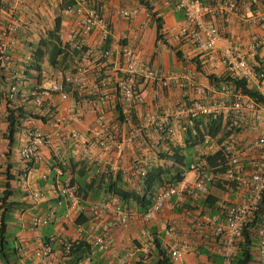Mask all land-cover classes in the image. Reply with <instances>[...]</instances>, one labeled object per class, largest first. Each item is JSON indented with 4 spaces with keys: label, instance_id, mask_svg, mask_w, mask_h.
<instances>
[{
    "label": "crops",
    "instance_id": "1",
    "mask_svg": "<svg viewBox=\"0 0 264 264\" xmlns=\"http://www.w3.org/2000/svg\"><path fill=\"white\" fill-rule=\"evenodd\" d=\"M9 0H0V26L15 25V30L9 38L13 39L15 45L11 51V63L8 67L0 70V196L6 175L13 177L10 181L13 195L11 200L17 203L16 208L11 212L8 222V240L13 243L15 248L14 264H46L44 260L35 255V251L43 244L52 245L56 257V264H72L70 259L63 255L62 245L64 240H72L84 237V233L78 232V226L84 230L90 226L99 227L102 222H110L122 211L131 214V218L126 225L112 228L105 233L108 247L100 252V259L104 264H117L113 255L114 250L121 245L128 247L139 246L145 249L146 237L142 234L145 229L154 238L162 241L163 245L176 246L183 253L181 264H217L219 256L213 249V243L205 241L204 234L209 231L204 225L201 229H196V222L210 217H216L219 212L216 208L217 203L233 202L236 200V193L229 187L220 188L217 182L209 184V192L206 197L194 199L185 195L181 201L175 197L155 215L150 222L142 220V213H138L133 203L123 204L114 196L104 193L103 186L98 184L96 189L88 194L86 200L81 203L77 210H69L66 198L60 195L59 187L70 183L71 179H86L90 181L96 173L104 168L110 172H119L128 186H133L138 178L131 172L133 166L142 168L150 167L158 162L155 148L159 150H169L170 145L164 137L166 135H153L151 131L146 133L138 143L132 147H127L122 151H116L112 147L106 146L100 151L99 156L95 155L92 160H86L75 141L68 138L59 139L54 136V131L58 130V117L68 112H75L80 120L69 126H64L60 133L66 135L69 129L74 128L81 134L90 131L97 120H102L111 127H117L121 134L129 129L120 120L122 106L118 102L119 94L114 83V76L106 90L112 95V100L101 103L90 92V78L100 74H113V67L116 58L107 60L106 65L91 61L87 66V83L84 88H69L68 99L50 94L48 88L51 83L59 81L66 73L72 72L70 60L64 62L60 59L56 65L50 68L43 64V56L40 54L41 73L25 62L32 54V45L37 43L40 38H46L47 33L55 23V17L60 15L59 35L69 48L75 42L81 40L85 51L89 55L97 54L98 32L92 31L87 34L80 32V17L74 13H67L60 8L62 0H27L26 5L20 8L12 17L9 13ZM73 6L83 2L86 8H93L103 14L110 23L109 44L117 48L121 44H129L133 47L136 56L143 63L150 64L155 70L161 72H176L186 77V86L180 87L173 85L170 88H161L155 77L141 78L140 88L144 97V103L139 107V119L145 115H157L167 110H171L180 104L190 103L200 99L196 92V87H207L218 84L209 81L208 75L216 76L227 73L237 75V72L222 61V55L228 46H238L254 63L264 58V29L254 25H249L251 30V40L246 41L235 17L230 16L228 20L221 24V34L225 39L217 42L215 49L210 51H200L190 41L177 37V28L182 21L183 13L175 10L170 0H149L153 10L164 18L162 28L163 39H156L155 23L149 12L138 2V0H72ZM129 5V6H127ZM138 7L139 13L136 17L125 19L120 14L122 9ZM158 50L149 51L147 41L152 39ZM234 37V39H233ZM230 39H233L232 41ZM35 40V41H34ZM124 42V43H123ZM259 43L258 50L252 52L251 44ZM159 46V45H158ZM169 46L179 51L183 59H179L175 51ZM34 47V46H33ZM29 51V52H28ZM29 53V55H28ZM195 58L194 60H192ZM60 75H58V74ZM16 75V79L13 78ZM58 76V79L56 78ZM222 83V82H220ZM17 87V96L11 101V107H19L23 112L24 118L18 124L15 132L10 138L6 134V108L7 92L11 85ZM45 91L43 101L37 104L33 101L34 94ZM33 96V97H32ZM119 103V105H118ZM123 114V113H122ZM138 120V119H136ZM169 125L173 129L170 135L173 147H184L183 136L187 129L185 121L171 119ZM36 127L45 134L51 135L49 143L40 147L38 157L31 161L21 159L19 151L27 138V129ZM194 134V129H191ZM179 134V136H177ZM242 140H248L246 132L239 134ZM162 138L161 144L157 147V140ZM164 140V141H163ZM204 149V145L196 144L191 158L193 161L197 153ZM183 151V150H182ZM184 178L188 180L186 174ZM81 173H83L81 175ZM190 173V172H189ZM27 175L26 183L23 181ZM38 193V196H34ZM107 200L108 204L98 214H93L89 210L90 204ZM55 212V216L45 225L33 226L31 220L34 216H45L50 211ZM84 212L82 219L90 217L89 221L83 225H75V220ZM86 215V216H85ZM165 224L173 225L176 235L166 237L163 232ZM100 231V228H98ZM197 230V239L195 231ZM194 240H197L193 242ZM184 242L194 246L185 249ZM154 244L149 246L146 251H139L137 259L139 262L150 263L154 258ZM256 254V247L254 248ZM147 257V259L145 258ZM145 259V261H144ZM254 264H257L255 262Z\"/></svg>",
    "mask_w": 264,
    "mask_h": 264
},
{
    "label": "built area",
    "instance_id": "2",
    "mask_svg": "<svg viewBox=\"0 0 264 264\" xmlns=\"http://www.w3.org/2000/svg\"><path fill=\"white\" fill-rule=\"evenodd\" d=\"M177 11L183 13L182 21L177 28V37L190 41L200 51L215 49L219 40L225 39L221 34L220 25L224 24L230 16L244 25H254L264 29V0H170ZM27 0H9V13L13 17L17 11L26 5ZM65 12L74 13L80 17V32L83 34L92 31L98 32L97 54L89 55L82 51L81 40L75 42L72 49L79 50L77 56L71 57L73 71L66 73L59 81L51 83L48 88L50 94L61 99H68L69 88L86 87V73L91 61L106 65L110 58H116L112 69L113 74H100L90 78V92L101 103L112 100V95L106 90L114 76V83L120 97L122 106L123 123L129 125V129L121 134L117 127H111L102 120H97L94 127L85 134L70 128L66 135L60 130L64 126L78 122L80 117L75 112H68L58 117V130L54 136L62 139L68 138L76 142L82 148V155L86 160H92L95 155L106 146L116 151H122L132 147L140 141L149 131L157 135H173V129L169 125L171 119L187 121L191 119H208L223 117L228 119L231 127H238L239 133H231L224 139L216 137H204V149L197 153V157L190 162L188 171L193 175L191 181L180 180L176 184L157 191L151 206L142 213V220L150 222L155 215L168 203L172 197L181 201L185 195L194 199L206 197L209 192V184L217 180L225 182L226 186L236 193V200L230 203L219 202L216 208L219 214L216 217L201 219L196 222V229L208 227L204 234L205 241L213 243L215 253L220 257L217 264H232L239 243L243 237L245 226L254 218L264 192V104L254 101L248 95L236 89L232 84L218 83L207 87H196L200 99L190 103L180 104L171 110L161 114L145 115L138 118V110L144 103L141 93L140 79L155 77L161 88H170L173 85L186 86V77L176 72H161L155 70L150 64L143 63L136 56L129 44H121L117 48L109 44L110 23L98 10L86 8L83 2L79 5H68ZM138 7L122 9L120 14L125 18L136 17ZM15 30V25L0 26V67H8L11 63V51L15 45L9 35ZM259 43L251 44L252 52L258 50ZM222 61L237 72V76L245 80L249 86L255 88L264 98V58L252 63L246 54L238 46H228L222 55ZM16 75L13 78L16 79ZM45 91L34 94L33 101L40 104L43 101ZM17 87L11 85L7 92V99L15 100ZM138 119V120H136ZM246 132L248 140H242L239 134ZM51 135L45 134L36 127L27 129V138L22 144L19 154L24 161H31L38 157L41 146L51 140ZM216 151H221L226 159L223 171H215L207 165L205 157ZM101 173H108L110 169L104 168ZM132 175L140 178L145 175L146 169L133 166ZM23 181L26 183L27 175ZM60 195L66 198L69 210H77L81 202L75 185L66 183L59 187ZM35 193L34 196H38ZM108 204L107 200H101L90 204L89 210L98 214ZM55 216L52 210L45 216H34L31 220L33 226L45 225ZM131 214L122 211L110 222L100 223L98 228L90 226L84 230L78 226V232L84 233L85 238L98 250L107 249L108 243L105 233L112 228L128 223ZM163 232L166 237L176 235L173 225L165 224ZM258 241L256 244V262L264 264V215L258 219ZM142 234L146 237L145 249L139 246L128 247L121 245L114 250L113 255L117 264H148L139 262L137 253L146 251L154 244V236L147 230ZM197 239V230L195 231ZM197 240H194L195 242ZM68 246V245H67ZM167 246V245H164ZM185 249L194 245L184 242ZM172 264H181L182 251L176 246H169ZM35 255L46 262L56 264V257L52 245L45 243L35 251ZM147 259V257H145ZM145 261V259H144Z\"/></svg>",
    "mask_w": 264,
    "mask_h": 264
},
{
    "label": "trees",
    "instance_id": "3",
    "mask_svg": "<svg viewBox=\"0 0 264 264\" xmlns=\"http://www.w3.org/2000/svg\"><path fill=\"white\" fill-rule=\"evenodd\" d=\"M138 2L149 12L155 23L156 39L162 40L164 18L159 15L157 11L153 10V6L149 0H138ZM71 4H73L72 0H62L60 8L65 9ZM60 24V15H58L55 17L54 26L48 31L47 37L38 39L37 43L31 46L32 54L25 63L33 66L39 74L41 73V53H46L48 55L51 64L60 62V59L58 58L59 56H61V59L66 62V60H71V57L77 56L80 53V51L76 49H72L71 51L68 50L69 46L66 43L64 44L59 35ZM169 47L171 50L175 51L174 47ZM85 50L86 48L83 47L82 51ZM175 54L179 59H183L179 51L176 50ZM194 59L195 58L192 60ZM208 78L209 81L214 83L224 82L232 84L236 89H239L254 101L264 104V98L260 93L237 75L230 73L220 76L209 74ZM10 105L11 101L8 100L5 116V121L7 123L5 135L7 138L11 137L18 124L24 118L23 112L19 107H11ZM119 112L120 120H122L123 114L121 110H119ZM185 123L187 126L186 133L183 136L185 146L173 147L170 141L172 137H164V139L169 142V150H159L158 148H155L154 151L158 160L162 162L146 167L145 175L138 178L133 186H128L127 182L119 172L96 173V176L91 178L90 181H87L86 179H71L70 185L76 186L80 202L82 203L86 200L88 194L93 192L98 184H101L105 194L114 196L123 204L133 203L136 206L138 213H144L151 206L157 191L164 189L169 185L176 184L184 178V173L189 169V164L192 160L191 154L195 145L202 144L206 135L211 139L216 137L224 139L231 133L240 132L238 127H231V122L223 117L191 119L185 121ZM191 129H194V134L191 133ZM161 142L162 138H159L157 140V147ZM182 150H186L188 153L184 154ZM205 160L207 165L214 168L215 171L222 172L225 167L226 159L221 151L208 154L205 157ZM82 174L83 173H81V175ZM11 180H13V177H10V175L7 174L6 181L3 185V191L0 196V264H14V258L12 255L14 254L15 248L10 247V242L8 240V222L10 220L11 212L16 208L17 203L11 200L13 195L10 183ZM218 185L222 189L226 187L225 182H219ZM260 215H264V192L262 194L258 211L243 230V237L239 243L232 264H254L256 262L254 248L258 241L257 229ZM83 216L84 212L81 210L80 214L74 221L75 225H83L89 221L90 217L85 215L86 218L82 219ZM63 242V255L68 257L72 264H104L100 259V252H96L97 249L86 238L80 237L74 240L68 238ZM153 250L155 258L148 264H172L170 252L160 239L155 238Z\"/></svg>",
    "mask_w": 264,
    "mask_h": 264
},
{
    "label": "rangeland",
    "instance_id": "4",
    "mask_svg": "<svg viewBox=\"0 0 264 264\" xmlns=\"http://www.w3.org/2000/svg\"><path fill=\"white\" fill-rule=\"evenodd\" d=\"M127 6H129V5H127ZM176 10V9H175ZM178 12V11H177ZM125 19H128V18H125ZM240 30H241V32H243V33H245L244 34V37H245V40L246 41H250L251 40V32H250V30H251V28H250V26L249 25H247V24H245L244 26H241L240 27ZM233 39H234V37H233ZM233 39H230L231 41L233 40ZM35 41V40H34ZM147 44L149 45V51H152V50H158V47H161V45L160 44H158L157 46H156V43H155V41H154V36L152 37V39H149L148 41H147ZM29 52V51H28ZM28 55H29V53H28ZM42 61H43V64L44 65H47L48 67H50V68H52L53 66V64H51V62L49 61V57H48V55H45V56H43V59H42ZM57 63H55L54 65H56ZM58 74V73H57ZM60 74V73H59ZM58 74V75H59ZM60 76V75H59ZM57 79H58V76L56 77ZM177 136H179V134H177ZM183 153L184 154H187L188 152L186 151V150H183ZM186 178L188 179V180H190L191 178H192V175H191V173H187L186 174ZM218 181V180H217ZM216 181V182H217ZM220 181V180H219ZM14 245H13V243L12 242H10V247L12 248Z\"/></svg>",
    "mask_w": 264,
    "mask_h": 264
}]
</instances>
